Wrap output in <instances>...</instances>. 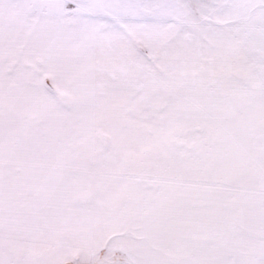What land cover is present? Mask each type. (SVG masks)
I'll return each mask as SVG.
<instances>
[{
    "label": "snow or ice",
    "instance_id": "6c2138e0",
    "mask_svg": "<svg viewBox=\"0 0 264 264\" xmlns=\"http://www.w3.org/2000/svg\"><path fill=\"white\" fill-rule=\"evenodd\" d=\"M0 264H264V0H0Z\"/></svg>",
    "mask_w": 264,
    "mask_h": 264
}]
</instances>
